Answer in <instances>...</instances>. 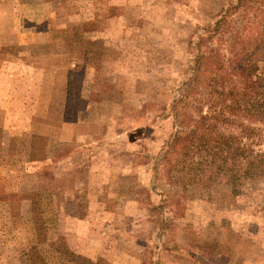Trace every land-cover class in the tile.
<instances>
[{
  "label": "rangeland",
  "instance_id": "rangeland-1",
  "mask_svg": "<svg viewBox=\"0 0 264 264\" xmlns=\"http://www.w3.org/2000/svg\"><path fill=\"white\" fill-rule=\"evenodd\" d=\"M232 1L0 0V264H112L110 254L92 259L77 251L89 234L82 222L89 214L86 208L105 199L113 204L110 194L123 199L135 195L145 203L114 218L119 228L114 235L139 238L144 246L140 264L167 263V250L180 261L194 253L199 254L195 264H219V238L221 257L237 251L242 260L256 253L254 258L264 260L259 245L264 242V175L245 178L240 193L227 202L220 186L186 188L181 181H157L154 175L153 159L176 133L174 102L184 96L202 98L201 88L191 86L195 57L199 49L207 50L199 43L218 30L216 22ZM13 7L21 8L24 19L16 20ZM18 22L25 34L17 31ZM68 29L66 36L59 32ZM216 42L220 45L211 39L219 48ZM60 50L66 51L67 62L77 63L70 72L73 99L64 106L57 66L45 68L47 81H41L39 67L33 75L28 69L15 75L9 67L20 55L57 64ZM258 59L264 81V52ZM213 67L202 60L198 80L206 81ZM201 106L203 112L209 110L205 102ZM28 110L48 114L32 115L27 126ZM66 120L89 122L79 126L92 131L80 138L83 147L57 140L58 126ZM257 125L264 132V123ZM106 127L104 138L97 132ZM125 132L129 147L118 137ZM107 170L131 176L106 181L111 185L106 191L100 175ZM203 206L211 222L227 223L212 228L205 244L201 230L186 224ZM232 220L240 225L236 232L228 226ZM202 252L210 259L203 260Z\"/></svg>",
  "mask_w": 264,
  "mask_h": 264
},
{
  "label": "trees",
  "instance_id": "trees-1",
  "mask_svg": "<svg viewBox=\"0 0 264 264\" xmlns=\"http://www.w3.org/2000/svg\"><path fill=\"white\" fill-rule=\"evenodd\" d=\"M216 26L218 30L199 43L207 50L199 49L195 57L191 86L201 88L202 98L176 99V133L153 160L157 181H181L186 188L220 186L227 202L240 193L245 178L264 175V132L257 125L264 123V81L258 75V56L264 52V0L229 2ZM213 38L219 48L211 43ZM204 59L214 67L203 82L198 77ZM201 102L208 105L206 113Z\"/></svg>",
  "mask_w": 264,
  "mask_h": 264
},
{
  "label": "crops",
  "instance_id": "crops-1",
  "mask_svg": "<svg viewBox=\"0 0 264 264\" xmlns=\"http://www.w3.org/2000/svg\"><path fill=\"white\" fill-rule=\"evenodd\" d=\"M20 10L21 8H18V7L12 8V13L13 15H15V18L17 17L16 18L17 21H18V18L24 19ZM17 25H18L17 31L23 32L25 34L26 30L20 25L19 22L17 23ZM69 31L71 30L68 29V30L59 31V32H61L63 36L64 34L66 36L68 35ZM49 32H50V28L47 33ZM61 46L62 45H59V47ZM24 49L26 50V48ZM55 56L58 60V61H55L57 62V64H47L42 59L38 60L36 58L22 57V55H20V56H17V58L14 61L10 60L9 67L11 68V70L15 71V75H18V71H19L18 69H28L27 74L33 75L36 72L35 67L42 68V69H39V68H36V69L40 70L38 74L41 75V81H44V77H45V81H47V78L49 76L48 75L49 71H47L45 68L48 66H52V67L57 66V68L59 69V72H61L59 98L63 101V106H64L67 104V102L69 103L70 99L71 100L73 99V96L70 90V85L72 82L70 72H71V69H74L75 67H77V63L75 61L68 60L67 62L65 60V57H66L65 50L64 51L60 50V52H58ZM42 97L44 98V95ZM45 99L50 100V97L46 96ZM62 110L65 111L66 110L65 107H63ZM45 114H48V111L47 112L42 111L40 113V111H29L28 110L27 115H26L27 117L26 125L28 126V120L30 121L29 117H32V115L33 117H37V116H43ZM84 125L88 126L89 122L78 124L71 120L64 121L62 125L58 126V130L60 132L59 134L60 139H57V140L64 141L68 143V145H70V143H74V146L77 147V149H79L80 147H83V145L78 144L80 138L84 136L85 134H89L92 132L90 129L91 127H88V129L86 130L79 129V126H84ZM104 126L105 125H103V127ZM97 133L99 135L104 136V138H106L109 132L107 131V127H106L105 129ZM126 136L128 135L125 132V133H119L118 137L122 138L125 141V146L129 147L130 144L127 141L128 137L126 138ZM57 140H55V142ZM105 172L107 175H100V176L102 180L105 181L104 183L101 184L102 190H106V191L110 189L111 187L110 183H115L121 180V178H127L131 176V175H114L112 174V171H108V170ZM133 176L134 175H132V177ZM135 177L137 178L138 182L143 181V179L141 178V175H135ZM106 181H109L110 183L109 182L106 183ZM85 182H86V179L83 180V183H81L79 187L83 188ZM114 186L119 187L117 183ZM116 194L118 196V194H120V191L116 192ZM109 196H111L110 197L111 201H114L113 203L114 205L108 202L110 199L108 200L105 199V202L104 201L98 202L96 207L86 208V211L89 212V214H87V217L83 219L82 222H83V227L89 229V234L85 235L86 238L83 239L82 242H79L80 244L77 245V251L80 254H83L92 259H97L101 254L103 255L110 254L111 257H113L112 258L113 261L111 262L112 264H140L143 261V257H144V253H143V251L145 252L144 246L139 241V238L137 239L130 235L126 237L122 235H114V232L119 231V228L115 226L114 218H115V214L119 212H123L125 208L129 209L130 212H133L132 211L133 208H136V207L140 208V206L142 208L145 206V203L140 201L138 198H134L135 195L133 196V198L130 197L127 199L113 197L114 196L113 194H110ZM128 196L129 195H127V197ZM191 211L192 210L190 209V207H187V213L188 212L190 213ZM207 211H208L207 208L203 206L201 208V211L198 213V215H196V219L191 218L186 221V224L189 229H192L193 226H196L201 230V233L203 234V238H205L203 239L205 241H202V244H205L206 242L210 241L209 234L211 233L212 228H214L216 225H219L218 228H221V229L227 226V223H224L223 221L217 220L215 222H211V219H209L206 215ZM142 219L143 218H140L139 220L141 221ZM146 223L147 222L140 224L141 229L143 228L144 225H146ZM228 226L230 227L231 230H234V232H236L237 229L240 227V225L237 224L235 220H232ZM243 226L244 225H241V227ZM131 232H133L134 235H136L135 231H131ZM204 233H207L208 237H206L207 235H204ZM177 242H181V240L177 238ZM221 242H223V240L222 238H219V245L221 246H219V249H218L219 255L216 257V261H218L219 264H264V260H261L262 257L254 258V256L259 255L258 253L252 256L247 255V258H244V260L241 259L240 255L236 256L237 251L233 252L234 254H231L232 256L225 255L223 253L224 255L221 257L220 254L222 253L220 252L222 251V249H224V246ZM259 245L262 248H264V242ZM250 246L252 248H256L255 244H250ZM167 252H169V254L166 255L165 253ZM167 252L163 253L166 255L164 262L168 261L167 263H164V264H170L171 261H176L175 264H177V260L179 264H195V261L197 260L198 255H199V254L191 253V254H188L186 259H182V261H180L178 255L175 254L173 250H167ZM170 252H174V253H170ZM191 252H194V251H191ZM200 256L203 260L210 259L209 255L203 252L200 253ZM240 260H241V263H240ZM158 263H159L158 261H155L154 264H158ZM199 264H207V263L201 262Z\"/></svg>",
  "mask_w": 264,
  "mask_h": 264
}]
</instances>
